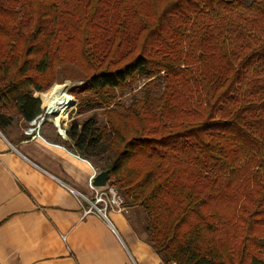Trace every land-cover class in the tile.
Here are the masks:
<instances>
[{"label": "trees", "instance_id": "16d2710c", "mask_svg": "<svg viewBox=\"0 0 264 264\" xmlns=\"http://www.w3.org/2000/svg\"><path fill=\"white\" fill-rule=\"evenodd\" d=\"M65 80L93 114L60 142L165 264H264V0H0V131Z\"/></svg>", "mask_w": 264, "mask_h": 264}, {"label": "crops", "instance_id": "0c3cea01", "mask_svg": "<svg viewBox=\"0 0 264 264\" xmlns=\"http://www.w3.org/2000/svg\"><path fill=\"white\" fill-rule=\"evenodd\" d=\"M24 131H0V264H165L144 211L83 216L79 194L99 172L52 124Z\"/></svg>", "mask_w": 264, "mask_h": 264}, {"label": "built area", "instance_id": "2783aa9c", "mask_svg": "<svg viewBox=\"0 0 264 264\" xmlns=\"http://www.w3.org/2000/svg\"><path fill=\"white\" fill-rule=\"evenodd\" d=\"M64 95V96H62ZM55 96V94L48 96L42 101V113L33 121L29 123L25 134L31 138L40 135L41 127L48 121L60 122L62 118L69 114V109L74 106V97H68L65 94ZM58 129L63 136L66 137V130L58 123ZM90 195L86 196L79 194L80 204L83 210V216L97 215L103 220L109 222V213L115 212L123 215L130 213V208L125 205V201L121 195L118 194L114 187L109 185L105 187H96L93 185V179L89 183ZM65 240V236L62 237Z\"/></svg>", "mask_w": 264, "mask_h": 264}, {"label": "rangeland", "instance_id": "374dc122", "mask_svg": "<svg viewBox=\"0 0 264 264\" xmlns=\"http://www.w3.org/2000/svg\"><path fill=\"white\" fill-rule=\"evenodd\" d=\"M80 84H81V82H79V81H72V80L58 81V82L54 83V85L49 90H47L45 92L36 93L35 95L37 97H39L42 101H44L46 97L51 96L53 94L57 95V92H60L62 94H65L68 97H72L73 95L70 94L71 89L73 87H76V86L80 85ZM143 86H144V82L143 81H140L139 83H137L134 86L133 91L127 92L126 95H124L122 98H120L121 101L122 102H125L126 104H129L130 101H131V98L134 95L139 94V91H140V89ZM160 90H162V88ZM159 92H161V91H159ZM119 96H120V94H119ZM73 97H74L73 98L74 99L73 101H75V104H74V106H72L71 109H69V114L67 116H65L64 118H62L61 123L60 122L55 123L54 121H48L47 123H45L41 127L40 133H41L43 127L46 124H52L53 127L55 129H57L58 132L61 134V132L58 129V123L60 124V126L62 128L64 127V129L67 131V129L70 127L71 123L75 119L83 120L84 118H87V117H89V116H91L93 114L92 112H88V113H86L84 115H79L78 114L79 100L75 96H73ZM28 126H29V124L25 125L20 120H16L12 128H23V129H27ZM63 137L66 138V140H63V141H65V142H68L69 141V138L67 136V132H66V137L65 136H63ZM134 210L135 211H143L140 208H134Z\"/></svg>", "mask_w": 264, "mask_h": 264}, {"label": "water", "instance_id": "95a60500", "mask_svg": "<svg viewBox=\"0 0 264 264\" xmlns=\"http://www.w3.org/2000/svg\"><path fill=\"white\" fill-rule=\"evenodd\" d=\"M109 175H110V172L108 170L97 173L93 177V185L96 186V187H105V186H107L108 185V181H109Z\"/></svg>", "mask_w": 264, "mask_h": 264}, {"label": "bare ground", "instance_id": "6f19581e", "mask_svg": "<svg viewBox=\"0 0 264 264\" xmlns=\"http://www.w3.org/2000/svg\"><path fill=\"white\" fill-rule=\"evenodd\" d=\"M61 95H62V93L57 92V95H55V96H61ZM62 96H64V95H62Z\"/></svg>", "mask_w": 264, "mask_h": 264}]
</instances>
